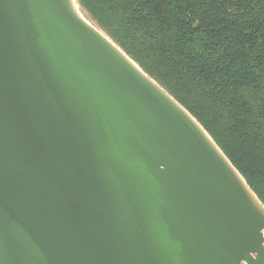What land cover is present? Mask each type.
Returning a JSON list of instances; mask_svg holds the SVG:
<instances>
[{
	"label": "water",
	"instance_id": "95a60500",
	"mask_svg": "<svg viewBox=\"0 0 264 264\" xmlns=\"http://www.w3.org/2000/svg\"><path fill=\"white\" fill-rule=\"evenodd\" d=\"M84 19L0 0V264H264L244 177Z\"/></svg>",
	"mask_w": 264,
	"mask_h": 264
},
{
	"label": "trees",
	"instance_id": "16d2710c",
	"mask_svg": "<svg viewBox=\"0 0 264 264\" xmlns=\"http://www.w3.org/2000/svg\"><path fill=\"white\" fill-rule=\"evenodd\" d=\"M208 132L264 205V0H76Z\"/></svg>",
	"mask_w": 264,
	"mask_h": 264
},
{
	"label": "rangeland",
	"instance_id": "374dc122",
	"mask_svg": "<svg viewBox=\"0 0 264 264\" xmlns=\"http://www.w3.org/2000/svg\"><path fill=\"white\" fill-rule=\"evenodd\" d=\"M75 2H76V0H75ZM76 4H77V6H78V9L80 10V12L82 13V15L84 16V18L87 20V21H89L92 25H94L99 31H101V32H103L98 26H96L94 23H93V21H91L88 17H86V15L84 14V12L81 10V8L79 7V5H78V3L76 2ZM103 34H105L104 32H103ZM107 36V35H106ZM108 37V36H107ZM109 38V37H108ZM110 39V38H109ZM111 40V39H110ZM112 41V40H111ZM113 42V41H112ZM114 43V42H113ZM115 44V43H114ZM151 78V77H150ZM168 93V92H167ZM169 94V93H168Z\"/></svg>",
	"mask_w": 264,
	"mask_h": 264
},
{
	"label": "bare ground",
	"instance_id": "6f19581e",
	"mask_svg": "<svg viewBox=\"0 0 264 264\" xmlns=\"http://www.w3.org/2000/svg\"><path fill=\"white\" fill-rule=\"evenodd\" d=\"M71 4V3H70ZM72 6V7H71ZM71 8H72V11L78 16V17H81V15H79V13H78V11H77V9H76V7L75 6H73V4H71ZM85 20V19H84ZM108 40V39H107ZM109 41V40H108ZM117 51L119 50V49H117V48H115ZM134 64V63H133ZM135 65V64H134Z\"/></svg>",
	"mask_w": 264,
	"mask_h": 264
},
{
	"label": "built area",
	"instance_id": "2783aa9c",
	"mask_svg": "<svg viewBox=\"0 0 264 264\" xmlns=\"http://www.w3.org/2000/svg\"><path fill=\"white\" fill-rule=\"evenodd\" d=\"M262 236H263V238H264V231H263V233H262Z\"/></svg>",
	"mask_w": 264,
	"mask_h": 264
}]
</instances>
